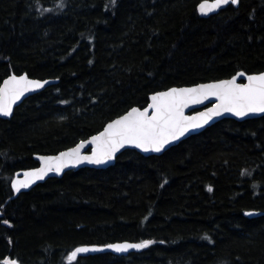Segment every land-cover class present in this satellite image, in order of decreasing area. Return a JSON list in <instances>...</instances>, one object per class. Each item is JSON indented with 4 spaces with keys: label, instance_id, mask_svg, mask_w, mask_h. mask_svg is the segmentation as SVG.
<instances>
[{
    "label": "trees",
    "instance_id": "obj_1",
    "mask_svg": "<svg viewBox=\"0 0 264 264\" xmlns=\"http://www.w3.org/2000/svg\"><path fill=\"white\" fill-rule=\"evenodd\" d=\"M201 1L0 0V84L57 80L0 119V260L264 264V216H244L264 212V116L224 119L159 156L125 150L11 199L34 156L73 147L155 92L264 72V0L207 18ZM143 240L153 243L127 256L68 260L77 247Z\"/></svg>",
    "mask_w": 264,
    "mask_h": 264
},
{
    "label": "snow or ice",
    "instance_id": "obj_2",
    "mask_svg": "<svg viewBox=\"0 0 264 264\" xmlns=\"http://www.w3.org/2000/svg\"><path fill=\"white\" fill-rule=\"evenodd\" d=\"M113 6L116 0H111ZM239 0H202L198 5V12L207 15L223 5H238ZM57 7L63 8V0H59ZM44 11H50L46 9ZM91 63V61H90ZM243 71L237 72L230 79L218 80L211 83L197 84L192 87L169 88L166 91L155 92L150 96V103L143 109L133 107L124 115L105 125L103 130L93 135L87 141H81L74 148L61 152L58 156H41L39 168L23 172V179H13L11 188L19 193L22 188H28L38 180H43L50 172L59 174L69 165L83 162L89 164H103L114 158L115 154L126 145L134 146L142 151L159 153L172 141L178 140L186 133L208 124L214 117L231 113L236 117L249 114L264 113V72L247 75V83H238L239 77H245ZM47 81L29 79L27 74L9 75L0 85V115L10 116L13 105L25 93L40 89ZM215 98L212 107L197 112L193 116L185 115V109L190 105L203 104L204 101ZM92 146L90 155L81 153L85 144ZM246 173L242 172L241 175ZM212 191L211 187L208 189ZM245 215H253L246 212ZM8 224V221H4ZM205 239H209L207 236ZM153 241L143 240L139 243H111L104 247L117 253L127 252L129 249H144ZM102 248L81 246L68 256L71 262L78 254L102 251ZM0 264H18V261L5 257Z\"/></svg>",
    "mask_w": 264,
    "mask_h": 264
},
{
    "label": "water",
    "instance_id": "obj_3",
    "mask_svg": "<svg viewBox=\"0 0 264 264\" xmlns=\"http://www.w3.org/2000/svg\"><path fill=\"white\" fill-rule=\"evenodd\" d=\"M240 1V0H239ZM202 2V1H201ZM200 2V3H201ZM214 2V0H208V3H213ZM199 3V4H200ZM198 4V5H199ZM239 4V3H238ZM198 5H197V13H198V15L200 16V17H202V18H207V17H209V16H211V15H214V14H217L220 10H222V9H224V8H226L227 6H229V5H231V4H229V5H223L221 8H219V9H216L215 11H213V12H210V13H208L207 15H201L199 12H198ZM231 6H233L234 8H236L238 5H231ZM246 74V73H245ZM257 74H259V73H257ZM13 75V74H12ZM23 75V74H22ZM247 75H251V74H246L245 75V77H239L238 78V80H237V82L238 83H247V79H246V76ZM17 76H19V75H17ZM7 78V77H6ZM5 78V79H6ZM231 78V77H230ZM230 78H227V79H230ZM4 79V80H5ZM29 79H33V78H29ZM3 80V81H4ZM33 80H39V79H33ZM224 80V79H223ZM3 81L1 82V84L0 85H2L3 84ZM40 81H47L48 83L47 84H45V86L43 87V88H40V89H35V90H33V91H30V92H27V93H25V95L23 96V97H21V99L19 100V101H17V103L16 104H14L13 105V111H12V114L10 115V116H3V115H0V119H2V120H9L11 117H12V115H13V112H14V110H15V108H17L18 106H20L26 99H28L29 97H31V96H33V95H36V94H38V93H40L41 91H43L44 89H46L47 87H50V86H52V85H55V84H57V80H53V79H46V80H40ZM214 82V81H213ZM206 83H211V82H206ZM202 84V83H201ZM195 86V85H194ZM189 87H192V86H189ZM173 88V87H172ZM176 88H183V87H176ZM167 90V89H166ZM166 90H163V91H166ZM160 92H162V91H160ZM151 96V95H150ZM150 96H149V98H150ZM148 98V103H150V99ZM216 101H215V98H210L209 100H206V101H204V103L203 104H198V105H190L188 108H186L184 111H185V115H187V116H193V115H195L197 112H200V111H204L205 110V108L206 107H212V105L215 103ZM147 103V104H148ZM147 106V105H146ZM145 106V107H146ZM139 108V107H138ZM144 107H142L141 109H143ZM130 110V109H129ZM128 110V111H129ZM127 112V111H126ZM125 112V113H126ZM124 113V114H125ZM124 114H122V115H124ZM121 115V116H122ZM262 116H264V113H255V114H249V115H247V116H245V117H236V116H234V115H232L231 113H224L223 115H221V116H218V117H214L211 121H209V123L208 124H206V125H204L203 127H201V128H198V129H195V130H192V131H190V132H188V133H186L184 136H182V137H180L178 140H176V141H172L169 145H166L165 146V149L164 150H162L161 152H159V153H156V152H152V151H148V152H145V151H142L141 149H138V148H135L134 146H131V145H126L124 148H122V149H120V151H118L116 154H115V156H114V158L112 159V160H110V161H107V162H105V163H103V164H99V165H97V164H89V163H87V162H83V163H80V164H77V165H75V166H73V165H69V166H67L66 168H64V169H62V171L59 173V174H57L56 172H50V173H48L45 177H44V179L43 180H38V181H36L34 184H31L28 188H22L21 190H20V192L19 193H14L13 192V190H12V188H11V182H10V189H11V192H12V197H11V199H14L18 194H20V193H23V192H27V191H29L31 188H33L34 186H36V185H38V184H42L43 182H45L47 179H49V178H60V177H62L63 176V174L64 173H66V172H69V171H76V170H79V169H81V168H90V169H97V170H99V169H106V168H108V167H110V166H112V165H114V162H115V159L117 158V156L118 155H120L123 151H125V150H133V151H135V152H137V153H139V154H141L142 156H145V157H147V156H159V155H161V154H163L166 150H168L169 148H171V147H173V146H176L177 144H179L181 141H183V140H185V139H187V138H189V137H191V136H193V135H196V134H199V133H201V132H203L206 128H209V127H211L212 125H214V124H216V123H218V122H220V121H222V120H224V119H232V120H234V121H237V122H242V121H245V120H249V119H256V118H260V117H262ZM118 117H120V116H118ZM118 117H116V118H114L113 120H115V119H117ZM112 121V120H111ZM110 122V121H109ZM108 122V123H109ZM107 124V123H106ZM105 124V125H106ZM105 125L103 126V128L105 127ZM103 128H102V130H103ZM101 130V131H102ZM101 131H99V132H101ZM98 132V133H99ZM98 133H96V134H98ZM95 134V135H96ZM92 137V136H91ZM91 137H89V138H87L86 140H82V141H87V140H89ZM81 141H79L77 144H79ZM76 144V145H77ZM76 145H74L73 147H71V148H74ZM68 149H70V148H68ZM68 149H66V150H63V151H60V152H58V153H56V154H53V155H37V156H34V160L37 162V164H38V166L36 167V168H39L40 166H41V162H40V160H39V157H41V156H58L61 152H64V151H67ZM91 151H92V146L90 145V144H85V147L83 148V149H81V153L82 154H84V155H90L91 154ZM33 169H35V168H33ZM28 170H31V169H28ZM24 171H27V170H21V171H17V172H15L14 173V176H13V178H12V180L13 179H23L24 177H23V172ZM11 180V181H12ZM246 213V212H245ZM245 213H244V216L245 217H247V218H256V217H260V216H264V212H251V213H253V215H245ZM115 243H123V242H115ZM129 243H133V242H129ZM88 247H93V246H88ZM95 247H98V248H102L103 250L102 251H94V252H88V253H82V254H78V256H77V258L78 257H87V256H93V255H96V254H111V255H113V256H118V257H121V256H127L128 254H131V253H137V252H139V251H141L142 249H129L127 252H123V253H117V252H115V251H113L112 249H108V248H106V247H104V246H95ZM76 249V248H75ZM74 249V250H75ZM73 250V251H74ZM72 251V252H73Z\"/></svg>",
    "mask_w": 264,
    "mask_h": 264
}]
</instances>
